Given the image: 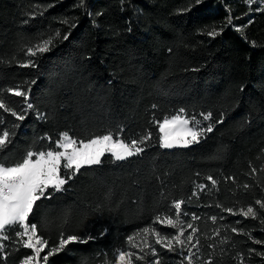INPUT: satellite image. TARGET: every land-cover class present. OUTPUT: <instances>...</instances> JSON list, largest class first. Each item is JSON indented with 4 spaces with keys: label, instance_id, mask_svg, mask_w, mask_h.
<instances>
[{
    "label": "trees",
    "instance_id": "1",
    "mask_svg": "<svg viewBox=\"0 0 264 264\" xmlns=\"http://www.w3.org/2000/svg\"><path fill=\"white\" fill-rule=\"evenodd\" d=\"M57 30L50 50L31 57L36 66L23 67L26 49ZM15 87L28 96L7 91ZM0 99L25 114L19 121L0 110V129L11 138L0 159L9 163L28 150H55L63 132L86 139L123 129L125 142L152 133L142 153L122 161L107 153L36 202L28 223L48 242L40 264L62 235L81 239L47 264H116L117 249L143 255L148 250L132 248L127 237L150 225L177 234L155 220L175 219L174 200L185 201L184 237L189 223L197 231L176 252L155 245L161 264H180L188 254L193 264H264V210L255 204L264 201V0H0ZM181 108L213 131L190 147L163 148L155 121ZM208 112L204 121L200 113ZM248 206L258 218L240 214ZM21 230L0 232V264L34 254L16 235Z\"/></svg>",
    "mask_w": 264,
    "mask_h": 264
},
{
    "label": "snow or ice",
    "instance_id": "2",
    "mask_svg": "<svg viewBox=\"0 0 264 264\" xmlns=\"http://www.w3.org/2000/svg\"><path fill=\"white\" fill-rule=\"evenodd\" d=\"M194 3L199 5L201 0H194ZM80 6L82 7L83 3ZM186 10H190V8ZM62 23L69 24L70 28L75 27V24L70 23L68 20H64ZM217 34L214 30L207 32L209 36ZM56 37H60L58 30L55 36L43 39L40 43L28 47L26 54L29 59L22 66L35 67L36 64L31 57L48 52L50 45L53 44ZM62 39L67 40L68 35H64ZM7 91L19 97L26 98L28 96V92L19 87L8 88ZM32 107L31 103H27L28 109ZM153 108H155V105H153ZM0 110L11 113L19 121L25 119V114L17 113L13 109L8 108L3 99H0ZM24 111L26 113V110ZM40 115L41 118H44L43 114ZM200 116L204 121H209L212 118V113H200ZM221 122V120L216 121V123ZM0 123H3L2 119H0ZM155 123L159 126V132L163 134L160 137V146L163 148L187 147L198 143L206 133L213 131L211 123L207 127H202L201 120L196 119L195 115L189 118L183 108L179 109L171 117L165 116L162 122L155 121ZM122 132L123 129H120L115 134L111 130H108L105 134H90L86 139H76L69 135L68 132H63L59 134V138L55 141V150H52L53 146H50L49 150L46 151L28 150L20 160L11 163L0 159V232H3L12 225L21 227L22 230L16 232V235L21 238L24 247L34 250V254L26 256L22 264H39L40 253L48 245L46 240L37 235V225L28 223V216L38 200L42 197L48 198L49 189L54 192L63 191L64 186L80 172L81 168L86 165L101 164L102 157L106 153L111 154L118 161L142 153L144 151L142 145L150 140L152 136L151 132H146L137 139L125 142L124 139L120 138V133ZM48 139L51 138L49 137ZM10 143L9 131L0 129V152H3ZM62 165L64 169L63 174L61 172ZM255 171L256 169L253 168L252 172ZM207 179L212 182V185H216L217 181L211 176H208ZM198 187L203 190L206 186L199 185ZM244 187L247 188L248 185H244ZM193 195H196V193H193ZM184 203L185 201L183 200L172 201L175 219L173 215H165L163 217L157 215L155 217L156 222L176 229L177 234L172 236L162 235L151 225L144 227L129 235L127 243L132 248L140 249V252H144L147 249V253L142 255L130 250L117 249L114 254L116 264H134V260L146 261V264H161L155 245H161L169 252L178 251L176 245H179L181 249L190 245L197 229L191 223L187 224V228L193 231L184 237L186 229L182 226V221L180 220L181 206ZM255 204L259 206L260 210H264V201L257 200ZM224 211L232 213L233 209L226 208ZM239 211L244 217L258 218L257 210L253 206H248L246 210L241 208ZM192 219L195 220L198 217L193 216ZM211 219L215 222L217 218L213 216ZM261 223L264 224V220H261ZM231 231L235 233L238 229L233 227ZM217 234L219 233L217 232ZM24 237H27V239H24ZM150 238H154V243ZM2 239H7V237H2ZM80 239L76 235H68L67 237L62 235L58 245L50 248L47 255L43 257L45 264H47L49 256L60 251L67 244L79 241ZM195 243L198 245L199 240H196ZM2 247L3 245L0 244V248ZM147 256L156 258L147 261ZM185 261H187V264H193L192 255H186L180 261V264H185ZM207 264H210V262H207Z\"/></svg>",
    "mask_w": 264,
    "mask_h": 264
},
{
    "label": "rangeland",
    "instance_id": "3",
    "mask_svg": "<svg viewBox=\"0 0 264 264\" xmlns=\"http://www.w3.org/2000/svg\"><path fill=\"white\" fill-rule=\"evenodd\" d=\"M190 126H192V125H190ZM191 145H193V144H191ZM191 145H189V146H187V147H190ZM187 147H180V146H177V147H174V148H187ZM171 149V148H170ZM107 154V153H106ZM40 264V263H39Z\"/></svg>",
    "mask_w": 264,
    "mask_h": 264
},
{
    "label": "built area",
    "instance_id": "4",
    "mask_svg": "<svg viewBox=\"0 0 264 264\" xmlns=\"http://www.w3.org/2000/svg\"><path fill=\"white\" fill-rule=\"evenodd\" d=\"M33 250V249H32ZM34 251V250H33Z\"/></svg>",
    "mask_w": 264,
    "mask_h": 264
}]
</instances>
